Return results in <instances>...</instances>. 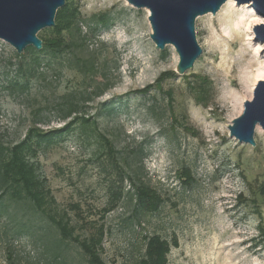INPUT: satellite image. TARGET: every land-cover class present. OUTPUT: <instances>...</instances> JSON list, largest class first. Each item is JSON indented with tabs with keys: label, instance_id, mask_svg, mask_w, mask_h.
<instances>
[{
	"label": "rangeland",
	"instance_id": "374dc122",
	"mask_svg": "<svg viewBox=\"0 0 264 264\" xmlns=\"http://www.w3.org/2000/svg\"><path fill=\"white\" fill-rule=\"evenodd\" d=\"M66 3L78 12L81 34L88 32L80 56L92 53L99 69L104 63L112 83L77 119L62 121L56 110L62 95L90 81L68 67L69 55L44 56L50 65L39 66L42 77L22 79L23 89L9 88L17 63L30 54L0 40V145L22 141L33 128L48 132L70 124L51 143L33 144L31 161L47 191L45 210L80 238L103 229L99 253L106 264H138L144 236L153 233L169 241L176 237L166 264H264V129L258 126L254 146L240 143L228 129L264 80V43L244 40L250 4L227 0L216 14L198 16L194 29L202 54L180 74L174 48L160 51L152 42L146 9L126 0ZM102 14L106 23H94ZM51 29L38 37L52 36ZM104 81L97 74L91 83ZM103 105L114 113L105 115ZM40 120L48 122L33 125ZM103 136L120 158L142 143L143 157H134L132 167L164 200L158 212L136 213L134 202L118 203L132 187ZM5 210L0 264H47L43 245L54 227L13 203L6 202ZM68 255L71 264H85L75 243Z\"/></svg>",
	"mask_w": 264,
	"mask_h": 264
},
{
	"label": "trees",
	"instance_id": "16d2710c",
	"mask_svg": "<svg viewBox=\"0 0 264 264\" xmlns=\"http://www.w3.org/2000/svg\"><path fill=\"white\" fill-rule=\"evenodd\" d=\"M107 19V14H102L98 16L97 21H94V23L104 24ZM54 21L55 24L51 29L52 36H40L43 42L41 50L38 51L31 47L24 50L30 54V59L28 61L21 60L17 63L15 78L9 81L8 87L23 89L26 84L20 82L22 79L27 81L28 78L43 76L39 66L44 65L47 67L50 65V62L43 60L44 56L55 57L58 54L66 53L69 55L66 58L68 67L78 71L85 77H90V81L84 89H77L62 95L60 101L56 104L60 120L65 121L73 116L75 120L78 115L85 114L86 103L92 101L95 97L101 96L112 86V83L107 80L108 72L105 71L104 63L100 65L101 68L99 69L92 53H89L86 58L80 56L87 51L85 42L88 38V32L81 34L80 20L76 9L71 8L67 3L64 4L63 7L57 10ZM85 24H87L89 32L94 33L95 30L90 28V23L85 22ZM64 33L69 35V39L65 38ZM18 57L22 58L23 55ZM97 74L105 80L103 84H100L101 86L99 84L94 86L91 83L93 76ZM103 107H105L103 109L105 115H111L115 111L110 105L108 107L103 105ZM47 122L40 120V122H34L33 125ZM69 125L48 132L33 128L22 141L9 147L0 145V216L6 213V202L13 203L15 206L25 209V211L35 213L41 219H46L54 227L55 234L46 238L43 245L49 258L47 264H71L68 246L72 243H75L79 248V255L85 264H106L99 253L104 236L103 229L97 235L80 238L73 234L72 228L67 223H63L56 216L49 214L44 208L47 191L44 190L43 181L36 176L34 164L31 161V157L35 152L33 144L51 143L56 137L61 136V133L69 128ZM103 139L113 162L117 164L118 169L123 172L132 187L131 190L121 194L118 203L122 199H126L129 203L134 202V212L136 213L158 212L164 200L154 188L140 180V169L132 167L134 157L139 159L143 157L142 143L129 150L128 158H120L117 156L118 152L113 143L104 136ZM121 162L126 167L125 169L121 166ZM185 177V183L192 181L188 170L185 172ZM144 241V252L138 264H166L171 246L177 245L175 236L169 241L156 233L144 236Z\"/></svg>",
	"mask_w": 264,
	"mask_h": 264
},
{
	"label": "water",
	"instance_id": "95a60500",
	"mask_svg": "<svg viewBox=\"0 0 264 264\" xmlns=\"http://www.w3.org/2000/svg\"><path fill=\"white\" fill-rule=\"evenodd\" d=\"M137 9L148 11L150 38L163 51L172 46L178 56L177 72L192 68L202 49L194 29L198 16L216 14L227 0H126ZM248 3L254 12L264 17V0H235ZM65 0H0V40L7 42L20 54L27 47L42 49L38 33L53 27L58 9ZM254 39L264 43V23L253 28ZM263 51V50H262ZM256 126L264 129V80L253 89L252 99L243 102L242 114L228 125L229 135L240 143L255 145Z\"/></svg>",
	"mask_w": 264,
	"mask_h": 264
},
{
	"label": "clouds",
	"instance_id": "9594fccd",
	"mask_svg": "<svg viewBox=\"0 0 264 264\" xmlns=\"http://www.w3.org/2000/svg\"><path fill=\"white\" fill-rule=\"evenodd\" d=\"M257 23H264V21L257 20L256 18H249L247 22L244 24V30L245 31H251V28L254 24ZM247 39L251 40L252 37H248Z\"/></svg>",
	"mask_w": 264,
	"mask_h": 264
},
{
	"label": "bare ground",
	"instance_id": "6f19581e",
	"mask_svg": "<svg viewBox=\"0 0 264 264\" xmlns=\"http://www.w3.org/2000/svg\"><path fill=\"white\" fill-rule=\"evenodd\" d=\"M250 12L252 13V18L254 17V18H256L257 20H263V19H261V18H258V17H256V14L254 13V11H253V9H250ZM252 29H253V26H252ZM252 29H251V31L248 33V36L244 39L245 41L246 40H248L249 41V39H247L248 37H252V40L254 39V37H255V33L252 31ZM251 35V36H250ZM243 40V39H242ZM242 50V49H241ZM264 79V78H263ZM247 94H249L248 92H247ZM236 111V110H235ZM239 111V110H238ZM255 132L256 133H259L260 132V128L258 127V126H256V128H255Z\"/></svg>",
	"mask_w": 264,
	"mask_h": 264
}]
</instances>
